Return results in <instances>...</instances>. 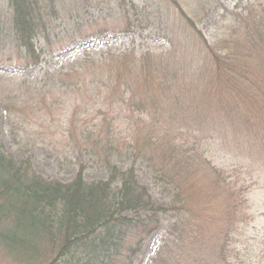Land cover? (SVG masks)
I'll list each match as a JSON object with an SVG mask.
<instances>
[{"label":"trees","instance_id":"16d2710c","mask_svg":"<svg viewBox=\"0 0 264 264\" xmlns=\"http://www.w3.org/2000/svg\"><path fill=\"white\" fill-rule=\"evenodd\" d=\"M5 1L13 17L0 20V52L24 60L19 72L0 70V109L13 135L37 133L35 123L50 129L55 113L60 138L45 133L44 141L88 151L106 178L85 180L81 165L68 183L51 180L0 146V226H9L0 227V241L9 239L0 259L134 264L168 216L149 264H238L249 195L264 188V3L223 8L230 32L216 48L77 54L51 70L37 69L53 51L38 41L51 36L47 16L58 0ZM136 164L170 191L169 202L154 200Z\"/></svg>","mask_w":264,"mask_h":264},{"label":"rangeland","instance_id":"374dc122","mask_svg":"<svg viewBox=\"0 0 264 264\" xmlns=\"http://www.w3.org/2000/svg\"><path fill=\"white\" fill-rule=\"evenodd\" d=\"M176 1L195 20L201 35L175 8L174 0H58L57 8L47 16L51 36L46 41H38L39 46L53 48V51L50 55L41 56L42 63L37 69L43 67L58 70L77 54H95L108 50H134L140 55L165 51L173 45L179 47L182 44L198 50L203 42L216 48L214 44L217 40L228 37L230 32L229 21L232 17L227 16L223 8L237 12L248 4L264 3V0ZM0 3V20L9 22L13 12L8 10L5 0H0ZM219 5L223 7L216 10ZM191 35L195 36L196 47L189 39ZM23 62L11 49L3 54L0 52V66L6 68L5 72L21 71ZM30 70L34 71L35 68ZM193 96L201 97L198 93ZM113 100L116 101L117 97ZM54 115L59 117L55 113ZM56 117L48 121L53 123L50 129H45V124L35 123L37 133H27L28 129L14 136L0 109V146L5 153L16 159L31 158L36 171L51 180L68 183L75 178L81 165H85V180L105 179V170L94 162L88 151L70 152L62 148L63 145L67 146V139L63 144L55 142L54 146L44 141L45 133L48 138H60L59 130L62 131V125ZM121 162L125 167L132 164L129 160ZM214 162L218 166L223 164V160L217 157ZM136 165L140 182L148 186L154 200L157 203L169 202L170 191L161 186L148 169L140 164ZM249 197L251 217L242 226L236 243L238 256H234L233 260L238 264H264V188L253 190ZM169 219L168 216L163 217L162 227L146 240L141 253L136 255L134 264L150 263L149 258L165 234ZM0 227L7 230L9 226ZM0 244L9 247V239H3ZM6 257L0 259V263L9 262V256Z\"/></svg>","mask_w":264,"mask_h":264}]
</instances>
